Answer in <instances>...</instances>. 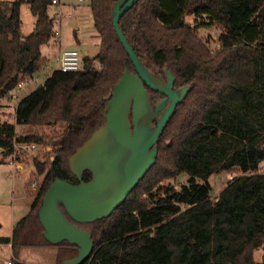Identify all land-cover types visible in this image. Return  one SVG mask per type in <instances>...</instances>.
Masks as SVG:
<instances>
[{"label": "trees", "instance_id": "trees-1", "mask_svg": "<svg viewBox=\"0 0 264 264\" xmlns=\"http://www.w3.org/2000/svg\"><path fill=\"white\" fill-rule=\"evenodd\" d=\"M51 1H0V103L22 77L45 67L41 47L53 35ZM118 1L87 0L100 40L98 68L86 60L88 69L53 70L17 103L14 124L0 119L3 156L13 153L14 143L49 147L53 155L46 163L33 160L43 179L27 214L2 240L11 248L50 246L38 219L44 194L56 178L78 184L69 156L103 124L106 101L123 72L135 73L112 24ZM224 2L230 4L229 31L211 50L196 31L211 25V5ZM23 4L35 18L27 36L21 30ZM188 6H195L194 26L185 20ZM200 17L209 24H198ZM118 23L152 74L164 77L168 70L174 89L190 91L157 142L155 164L125 202L108 218L76 224L94 241L82 264H264V174L258 173L264 162V0H135ZM147 91L152 104L163 98ZM16 126L23 129L19 135ZM44 127L53 128L51 136L41 132ZM234 172L240 175L212 199L209 178ZM181 175L187 181L178 196L163 198L158 183ZM82 180L90 181V173ZM55 247L58 264L77 254L67 242Z\"/></svg>", "mask_w": 264, "mask_h": 264}, {"label": "water", "instance_id": "water-1", "mask_svg": "<svg viewBox=\"0 0 264 264\" xmlns=\"http://www.w3.org/2000/svg\"><path fill=\"white\" fill-rule=\"evenodd\" d=\"M134 1L119 0L111 16L135 73L123 72L106 101L103 124L69 156V169L78 184L56 178L38 211L47 243L56 246L67 242L77 247L76 256L63 264H82L90 257L92 235L76 224L108 218L125 202L155 164L157 142L176 106L190 91L188 86L174 89L175 79L168 70L164 77L152 74L124 38L118 22ZM147 89L163 98L152 104ZM85 171L91 175L88 182L82 180Z\"/></svg>", "mask_w": 264, "mask_h": 264}, {"label": "rangeland", "instance_id": "rangeland-1", "mask_svg": "<svg viewBox=\"0 0 264 264\" xmlns=\"http://www.w3.org/2000/svg\"><path fill=\"white\" fill-rule=\"evenodd\" d=\"M13 1V0H0ZM63 4L60 10L51 6L49 9L50 16L54 18L53 35L49 42L41 47V54L46 60L45 67L35 76L39 81L27 80L24 88L13 90L14 97L11 100H2L0 105L4 108L0 109L2 121L14 124V111L16 104L24 98L26 93L41 85L53 70L58 69L57 58L63 50L77 51L82 63L86 60L93 62L96 68L98 64L95 57L99 51L100 40L93 27L92 15L87 0L79 2L78 0H62ZM195 6H188L185 13V20L190 26H194V17L192 10ZM230 4L227 2L211 5L212 23L199 27L196 31L197 36L204 42H207L209 48L214 50L220 41V37L228 33V13ZM60 11V13H59ZM21 30L24 36L34 32L35 18L31 14L27 4H23L20 8ZM197 21L200 24L204 17H200ZM208 23L207 20H205ZM196 23V24H197ZM59 31V36H54V32ZM31 93V92H30ZM21 98V99H20ZM53 128L44 127L41 132L44 135H52ZM17 135L23 132L20 126L15 127ZM51 148L45 146H36L29 152L17 154L14 161L15 168L8 162L11 156H3L0 151V237H8L11 230L22 217H24L31 205L32 196L38 185L42 182L43 175H39L33 165L36 158L41 162H48L53 159L50 152ZM20 164L21 169L17 168ZM258 173L264 174V162L260 164ZM240 175V172L221 173L213 175L208 182L212 188L211 198L216 199L221 190L229 183L232 177ZM187 181L186 175H181L173 180H162L158 183L164 189L162 197L172 200L178 196L180 187ZM34 185V186H33ZM57 248L55 246H20L7 248L0 245V264H5V260H10L13 264H58ZM262 250L254 252V260L259 263L261 261Z\"/></svg>", "mask_w": 264, "mask_h": 264}, {"label": "built area", "instance_id": "built-area-1", "mask_svg": "<svg viewBox=\"0 0 264 264\" xmlns=\"http://www.w3.org/2000/svg\"><path fill=\"white\" fill-rule=\"evenodd\" d=\"M78 1L82 2L83 0H78ZM51 6L56 7V8H58L60 10V6L61 5H60L59 0H52L51 1ZM59 13H60V11H59ZM55 16H56V14L54 16H52V18L53 17L54 18H59L61 16V13L57 17H55ZM54 18H53V20L55 21ZM54 36H59V31H55L54 32ZM219 46H220V41L217 44V47H219ZM57 62H58V69H56V70H59L60 72H63V73L78 71V70H80L83 67V63H82L81 59L79 58V55H78L77 51H75V50H63L59 54V56L57 58ZM29 79L34 80V81H39V78L37 76H35V75L33 77H22L21 80L14 87V89L21 91L24 88L25 84L28 83L27 80H29ZM13 90L10 91L7 94L6 100L9 101V100H11L14 97V95L12 93ZM3 108L4 107H2V109ZM35 148L36 147L34 145H29V144L20 145V144L14 143L13 144V153L10 155L11 159H10V161L8 163L10 165H12L13 168H15L14 161H15V159L17 157L16 155L20 154L22 152H29V151H31V150H33ZM2 166H3V164L0 163V168H2ZM0 245H3L5 247H7V248H11L10 243H4V244H0ZM5 264H13V262L10 261V260H7L5 262Z\"/></svg>", "mask_w": 264, "mask_h": 264}, {"label": "crops", "instance_id": "crops-1", "mask_svg": "<svg viewBox=\"0 0 264 264\" xmlns=\"http://www.w3.org/2000/svg\"><path fill=\"white\" fill-rule=\"evenodd\" d=\"M59 2H60V5L62 6V4H63L62 0H59ZM61 6H60V7H61ZM34 89H35V88H34ZM34 89H33V90H34ZM33 90L27 92L25 96H27V95H28L30 92H32ZM22 98H23V97H22ZM20 99H21V98H20ZM16 105H17V104H16ZM21 167H22V166H21L20 164L17 165V168H18V169H21ZM11 232H12V230H11ZM10 236H11V234H10L8 237H3V238L0 237V244H4V243L2 242V240H4L5 238H9ZM2 246H3V245H2ZM4 247H5V246H4ZM10 249H11V248H10ZM4 262H6V260H5Z\"/></svg>", "mask_w": 264, "mask_h": 264}]
</instances>
